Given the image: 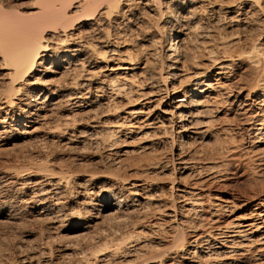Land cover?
<instances>
[{
    "label": "bare ground",
    "instance_id": "6f19581e",
    "mask_svg": "<svg viewBox=\"0 0 264 264\" xmlns=\"http://www.w3.org/2000/svg\"><path fill=\"white\" fill-rule=\"evenodd\" d=\"M11 1L0 0V148L38 139L43 131L39 145L46 149L110 152L98 160L102 170L83 174L70 166L72 158L60 162L52 154L35 168L0 166V220L26 215L27 222H66L67 231L78 232L75 239L97 235L101 243L95 249L54 248V238L42 234L40 248L18 252L8 264H70L59 259L68 251L84 264H167L171 255L186 254L213 264L257 242L264 245V222L200 230L207 226L191 217L207 218L205 193L173 192L183 175L218 179L219 166H203L191 153L199 141L214 137L212 105L233 90L224 91L217 81L228 79L237 61L249 65L242 79L246 101L264 102V47L252 41L235 50L231 37L237 33H224L249 29L252 15H259L254 28L264 31V0H28L22 9ZM200 49L210 59L205 67L194 62ZM186 68L192 72L184 76ZM251 130L264 138V108ZM122 137L137 145L125 147ZM167 147L171 154L164 160ZM169 167V191L182 204L173 200L167 209L164 187L147 173ZM110 220L107 231L101 225ZM164 221L174 223L172 234L162 250L151 252L145 229L160 231ZM186 225L194 226L190 239ZM123 229L128 234L116 238ZM231 260L221 264L243 263ZM247 262L264 264V254Z\"/></svg>",
    "mask_w": 264,
    "mask_h": 264
},
{
    "label": "rangeland",
    "instance_id": "374dc122",
    "mask_svg": "<svg viewBox=\"0 0 264 264\" xmlns=\"http://www.w3.org/2000/svg\"><path fill=\"white\" fill-rule=\"evenodd\" d=\"M234 1H232V3H234ZM13 2L16 3L17 6H19V8L22 9V6L26 5L25 3H28V0H13ZM257 16L259 17V15L250 16V18H252L251 19L252 23L254 21L253 23L254 25L256 23V20L258 19ZM254 25L247 30H238V29L233 30L228 28L226 29L224 33H227V35L234 33V31L237 33L236 36L231 37V38L236 37V39L233 40V42L236 44L235 50L236 49L239 50L241 49V47H245L247 43L252 41L257 42L258 44H261L264 47V31L261 29L258 30L257 28H254L256 26ZM217 36L216 39L221 37L218 34ZM228 40L231 39L229 38ZM202 41L205 40L201 39L200 42ZM204 47L210 48L211 43H207L206 45H204ZM193 54H195L194 56L196 60L194 62H196L197 65L203 67H205V65H208L209 63L208 61L210 59L206 56L205 52L202 49L198 50L197 52L194 51ZM100 64L101 63H99V65ZM113 64L116 63H112L109 66L113 67L114 66ZM101 66L103 65L101 64ZM248 66H249L248 63L246 62L237 61L234 64L232 72L230 73V75H228L229 76L228 79H223L219 77L221 78V80L217 82H220L219 84H222L221 87L224 89V91L227 90L228 88H231L232 86L233 88L232 93L229 95V97H227V94H225L224 97H221L223 99H221V102L217 106L215 104L212 105L213 108H217V110L213 109L212 114L209 115L211 116V118H213L214 121L213 125L210 126L211 129L209 128V130L213 133L214 137L204 141L203 143H199L200 142L199 141L197 145L194 146L195 147L193 149L194 151L190 149L191 150L190 152L193 151L191 153L192 155L195 154L194 156L202 159L203 162L201 165L219 166L217 169L219 174L216 175L218 179H214L213 176L207 177V174L204 176H200V177L196 176L192 178H191L192 175H188L189 178L186 175H183L181 178L180 176L178 177L180 178V181L176 182L175 184L176 187H174L173 189V192L180 194H183L185 190L196 191V193H205L203 200L206 203L203 206L205 209L202 214L203 217L207 216L208 219L207 218L203 219L200 216L191 217V219L194 220L195 224H197V222L203 221L202 223H204L207 226L205 228H201L200 230H205L208 228V229H212L213 232L217 233L218 232L217 228H220V227H216L218 226V224H223V226H225V225H230L233 222L234 223L245 222V223H254L255 225L261 226L262 223L264 222V217L260 215L262 213L264 214V203H263L264 202V138L255 136V134H253L251 130L252 120L255 116H258L259 110L264 108V102L261 101L262 99H256V98H253V101L256 99L255 100L256 102H252L251 100L246 101L247 91L242 89V84H243L242 79L247 78ZM185 70H184V74H185L184 76H186V74L189 75V73L192 72V70L191 71L189 70L188 72L187 71L188 68H186ZM217 71L218 70L216 69L212 70L213 72L212 74H216ZM180 73L183 74V72ZM182 78L184 79V77H181V80H183ZM138 80H141V78L137 79V81ZM133 94L134 96H136L137 92L134 91ZM122 101L123 100H121V102ZM121 115H125V114L121 112ZM211 132L210 134L212 135ZM43 133L44 132L42 131V133H40L39 136L41 137ZM40 137H38V139L35 140L21 139L17 141L18 144L17 142H11L8 143L7 146L0 148V166L3 165L4 167H11V168H22V167L32 168L34 166L41 164L42 163L41 161L42 160L44 161V156L46 155L50 156L52 154L51 157H55L60 162H65L67 161L68 158H72L74 162L71 161L70 166H72L73 170H76L81 174L85 173V171L89 172L93 170L94 171L102 170L101 169L102 165L98 162V160L100 157L105 156V153L107 152L106 150L102 149L100 150V152L98 151L96 153L94 152V149L91 148L92 151L91 149H87L84 150L82 153H79V151L81 152V150L78 148L75 150L76 152L75 151L69 152L63 148L58 149L59 147L55 149L52 146H49V149H46L44 145H43L44 147L43 149L42 145H39L40 144L39 140L41 141V138H43ZM122 141L124 142L122 145H125V147H133L137 145V143L135 142L132 143V140H130L127 137L125 138L122 137ZM49 144L50 143H48V145ZM51 147L53 149H50ZM167 149H165V151L162 150L163 151L162 156L163 154L165 155L164 158L162 156L161 157L164 160H166V158H168L171 154L170 148L167 147ZM84 152L86 154H83ZM109 152L106 153V155H108ZM118 156L120 155L116 154L113 157L115 158ZM98 163L100 164L101 167L99 166ZM168 170L170 171V167L166 169V172L164 171L161 172L159 169H153L150 170L149 173H147L148 174L147 176L150 177L149 179L152 178L159 179L158 181L160 182V186L164 187V195H163L164 198L162 197L163 198L162 201L164 202H162V204H164V206H166L167 209H170L171 206L173 205V200L175 204H182V203L181 200L175 201V197H173V194L171 193V191H169L170 185L168 181L171 177H169ZM188 173H192V171L187 172V174ZM186 182H188V184ZM195 182H198V185L200 183V185L198 186L200 188H198L197 190L193 187V184ZM220 204L222 205V207H227V208H222L221 206H219ZM208 206H211L212 208L209 209L207 208ZM214 208H216V210L218 209L219 212L221 213L217 212L218 214L217 213L212 214L211 212L212 210H214ZM210 213L212 216L211 218H215L214 222L209 221L211 219ZM202 214L200 213L199 215ZM25 216L26 215L24 216L20 215L19 219H17L14 222L11 221L8 223L4 219L0 220V260H1L0 264L3 263L8 264V262L10 263L11 262L10 260L13 258L12 256L17 257V255L19 254L18 252H23L25 250L34 251L38 249L39 246H42L41 245L42 234L43 235L45 234L44 235L45 237L43 236V238H47V240L49 239L48 238L49 236L51 237V239L52 237L54 238L55 242H57L56 245H54V248L66 245L76 249H82V248L95 249L96 247L98 248L99 246H101L100 245L101 243L98 241L97 235H90V236L82 235V237H76L75 239L74 236L77 235L78 232L67 231L66 228L68 226V223L66 222L63 224L64 226L63 225L60 226L59 224H56L55 227L52 223L50 224L47 222L45 223H39V222L34 223L30 221L27 222ZM155 218L152 217L151 220ZM157 218L159 219V216ZM162 218L163 220H167V218L165 217ZM161 220L162 219H160V221ZM215 220H218L216 221L217 223L215 222ZM164 222H165L164 226L161 227L160 231H154L153 228L151 227L145 229V232L143 234L145 239L143 240H149L153 242L154 244L153 246H155V247L152 246L151 247L152 249H149L150 251L152 250L151 252L156 251L157 248H160V250H162L164 243L169 239V237L172 234L174 223L169 221H164ZM104 223H103L104 225L102 224L101 227L109 231L110 227H112L113 225V222L110 220ZM223 226H221V228ZM213 228H215L216 230ZM192 229H194V226L192 225L185 226V232L188 236L187 239H190L192 235L196 234V233L192 234L193 232H195ZM125 230L127 232H125ZM263 231L264 229L261 232ZM118 232L119 231H117V233ZM261 232H258L257 234H262ZM118 234L119 235L121 234L123 236L121 235L118 236ZM118 234H116V236H118L116 238L119 239L124 238L128 234V230L123 229ZM258 243L259 242H257V245L254 244L251 245V247L247 248L250 249L248 250L249 252L245 251L241 255L239 253L237 254L238 256L235 255L230 257L218 258L215 261H213V264H221L222 262L225 261L227 262L235 258L239 260H243L242 261L243 263L241 264H249V262L247 261L255 259L259 254H264V245L262 244L260 245V243L258 245ZM254 247L257 248V250ZM190 248L192 247H189V249ZM4 251L5 253H3ZM55 253H56L55 257L59 258L60 255L58 254V252ZM64 255L65 258H63ZM64 255L59 258L60 260L65 259L64 260L65 262L63 261L64 263L71 262L72 264H84V262H81V260H79L78 256L80 255H77L74 252L68 251ZM198 261H199V257L197 255L193 256L186 254L184 257L181 256L175 257V255H171L169 259H167L166 263L167 264H198Z\"/></svg>",
    "mask_w": 264,
    "mask_h": 264
}]
</instances>
